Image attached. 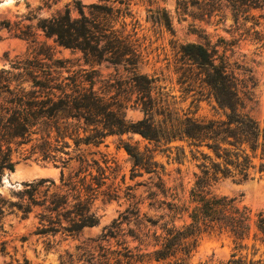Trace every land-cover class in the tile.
<instances>
[{"label":"trees","instance_id":"1","mask_svg":"<svg viewBox=\"0 0 264 264\" xmlns=\"http://www.w3.org/2000/svg\"><path fill=\"white\" fill-rule=\"evenodd\" d=\"M107 1L98 0L90 5L89 16L78 8L79 17L71 19L66 10L40 21L38 27L46 37H54L60 46L80 51L86 61L121 66L136 94L135 106L140 108L144 118L135 123L125 121L118 101L95 91L93 78L88 79L86 71L60 81L36 60L10 70L0 69V181L3 170L13 171L12 145L29 146L25 159L34 157L42 163L51 162L54 167L64 168L69 161L67 149L71 145L68 141L76 148L81 144L99 145L108 136L134 134L155 144L185 143L191 148L189 152L197 162L198 173L189 192L192 207L189 210L173 207V212L188 213L189 222L177 226L147 219L153 231L148 229L144 233V217L140 218L139 210L134 207L125 211L98 238L84 261L88 264H191L200 237L218 233L229 235L236 251L226 262L218 264H263L262 260L255 261L241 252L248 249V240L254 242L252 249L256 243L264 247V212L255 214L235 199L219 197L210 191L223 179L245 182L257 176L264 178V128L241 113L238 79L217 51L202 44L182 45L180 53L189 64L183 71L185 77H196L206 86L224 112V118L199 119L192 112H178L166 97L155 93L153 78L137 73L143 55L134 34L126 31L125 19L130 16L128 1L115 0L118 8L106 5ZM227 2L234 23L242 18L251 24L253 35L259 37L254 31L258 20L250 11L261 9L264 0ZM16 70L18 72L14 73ZM22 83L28 84L29 90L21 87ZM123 148L133 165L142 168L143 154L129 144H124ZM174 149L183 152L180 147ZM148 165L145 168L148 173L158 167L151 156ZM62 170L58 191L44 195L42 200L39 199L40 188L48 183V192L55 186L54 181L41 179L23 184L21 203L16 208L24 219L33 208L41 209L37 215L40 224L37 235L61 233L73 237L84 228L98 224L91 205L99 195L101 184L94 183L92 178L88 181V175H82L83 172L64 177ZM3 205L0 201V215ZM128 215L136 220L135 229L127 233L137 243L134 248L116 240L118 236H125L119 235L120 226L122 222L128 223ZM110 239L116 240L114 247L110 246Z\"/></svg>","mask_w":264,"mask_h":264},{"label":"rangeland","instance_id":"2","mask_svg":"<svg viewBox=\"0 0 264 264\" xmlns=\"http://www.w3.org/2000/svg\"><path fill=\"white\" fill-rule=\"evenodd\" d=\"M114 1L109 0L106 5L118 8ZM127 1L130 16L125 19L126 31L134 34L143 55L136 70L139 75L154 79L155 93L166 97L178 112L189 111L199 119L224 118V112L218 108L206 86L198 78L188 79L183 73L189 64L182 57L180 47L202 44L224 57L239 82L241 113L264 128V6L250 11L258 20L254 31L259 37H256L250 23H245L242 18L234 23L227 0ZM96 3L98 0H0V69L10 70L13 66L21 67L26 61L36 60L60 81L86 71L88 79L93 78L94 90L117 100L125 121L135 123L142 120L144 114L135 106L136 94L121 66L86 61L80 51L60 46L54 37H46L38 27L40 21L66 10L71 19L79 17L78 8L89 16L88 7ZM21 87L29 90L26 83ZM72 123L83 127L76 121ZM68 142L71 145L67 149L69 161L64 168L54 167L51 162L42 163L34 157L25 159L29 146H11L13 171L3 170L0 181V201L4 202L0 215V264H88L85 257L98 243V238L125 211L134 207L139 210L140 218L144 217V233L148 229L153 231L147 219L158 220L160 224L172 222L177 226L189 222L188 213L173 212V207L187 210L192 207L189 192L198 169L187 144H155L134 134L108 136L99 145L81 144L76 148ZM124 144L143 154L142 168L133 165V160L124 151ZM174 147L182 148L183 152H177ZM150 156L158 167L155 172L148 173L145 168L149 166ZM60 169H63L64 177L83 172L82 175H88V181L92 178L94 183L101 184L99 195L91 205L98 224L84 228L73 237L61 233L37 235L40 228L37 215L41 209L33 208L24 219L16 208L21 203L23 184L41 179L54 181L55 186L48 192V183L40 188L39 199L42 200L44 195L58 191ZM210 191L219 197L235 199L255 214L264 212V178L257 176L245 182L223 179ZM127 218L129 221L122 222L119 234L125 236H118L116 240L125 241L129 248H134L137 243L127 233L135 229L136 220L131 215ZM116 240H109L111 247ZM246 244L248 249L241 255L262 260L264 264V247L256 243L252 249L254 242L251 240ZM235 252L229 235L206 233L200 237L190 263H223Z\"/></svg>","mask_w":264,"mask_h":264}]
</instances>
